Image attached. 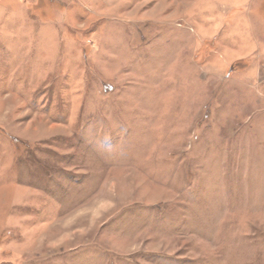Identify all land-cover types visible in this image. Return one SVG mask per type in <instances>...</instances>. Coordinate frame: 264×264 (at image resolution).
Masks as SVG:
<instances>
[{
	"label": "rangeland",
	"instance_id": "obj_1",
	"mask_svg": "<svg viewBox=\"0 0 264 264\" xmlns=\"http://www.w3.org/2000/svg\"><path fill=\"white\" fill-rule=\"evenodd\" d=\"M0 264H264V0H0Z\"/></svg>",
	"mask_w": 264,
	"mask_h": 264
}]
</instances>
